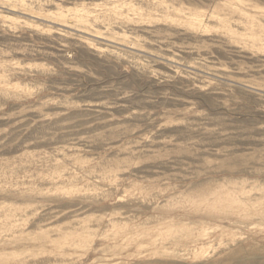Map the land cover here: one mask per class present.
<instances>
[{
    "label": "rangeland",
    "instance_id": "obj_1",
    "mask_svg": "<svg viewBox=\"0 0 264 264\" xmlns=\"http://www.w3.org/2000/svg\"><path fill=\"white\" fill-rule=\"evenodd\" d=\"M12 1L0 264H264V0Z\"/></svg>",
    "mask_w": 264,
    "mask_h": 264
},
{
    "label": "bare ground",
    "instance_id": "obj_2",
    "mask_svg": "<svg viewBox=\"0 0 264 264\" xmlns=\"http://www.w3.org/2000/svg\"><path fill=\"white\" fill-rule=\"evenodd\" d=\"M0 6L3 7V8L9 9V10H17V9H19V11H21L22 13L27 12V9L23 5L16 4L12 0L1 1L0 2ZM45 20L50 21V22L55 23V24H58L60 26H65V27L70 28V29H75V30L82 31V32L87 33L89 35H96L88 27L80 25V24L76 23V21L74 22L72 19H69V18L49 17V18H47ZM103 39L110 40L108 37H103ZM116 39L119 40V41H117V43L125 44V45H127V46H129L131 48L137 49V45L134 42L128 41L127 39L121 38V37L116 38ZM110 41H113V40H110ZM157 57H160V56H157ZM256 89H259V88H257V86H256Z\"/></svg>",
    "mask_w": 264,
    "mask_h": 264
}]
</instances>
